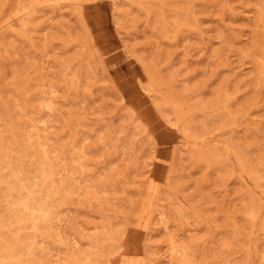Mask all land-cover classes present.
<instances>
[{
  "label": "rangeland",
  "instance_id": "374dc122",
  "mask_svg": "<svg viewBox=\"0 0 264 264\" xmlns=\"http://www.w3.org/2000/svg\"><path fill=\"white\" fill-rule=\"evenodd\" d=\"M0 264H264V0H0Z\"/></svg>",
  "mask_w": 264,
  "mask_h": 264
},
{
  "label": "bare ground",
  "instance_id": "6f19581e",
  "mask_svg": "<svg viewBox=\"0 0 264 264\" xmlns=\"http://www.w3.org/2000/svg\"><path fill=\"white\" fill-rule=\"evenodd\" d=\"M49 107V106H48Z\"/></svg>",
  "mask_w": 264,
  "mask_h": 264
}]
</instances>
